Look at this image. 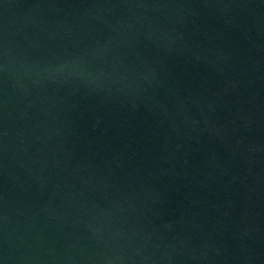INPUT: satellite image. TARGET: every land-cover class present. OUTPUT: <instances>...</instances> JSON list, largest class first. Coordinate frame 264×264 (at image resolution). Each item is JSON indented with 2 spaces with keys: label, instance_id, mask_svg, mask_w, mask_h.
Masks as SVG:
<instances>
[{
  "label": "water",
  "instance_id": "obj_1",
  "mask_svg": "<svg viewBox=\"0 0 264 264\" xmlns=\"http://www.w3.org/2000/svg\"><path fill=\"white\" fill-rule=\"evenodd\" d=\"M92 0H0V41L70 12Z\"/></svg>",
  "mask_w": 264,
  "mask_h": 264
}]
</instances>
